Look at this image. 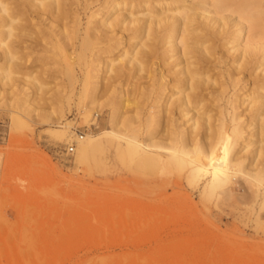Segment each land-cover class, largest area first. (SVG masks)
I'll list each match as a JSON object with an SVG mask.
<instances>
[{"label":"rangeland","instance_id":"rangeland-1","mask_svg":"<svg viewBox=\"0 0 264 264\" xmlns=\"http://www.w3.org/2000/svg\"><path fill=\"white\" fill-rule=\"evenodd\" d=\"M72 1L85 22L91 0ZM18 43L17 76L25 81L0 86V264H264V206L250 182L233 173L231 183L203 192L214 166L227 161L229 151L216 160L206 155L208 172L196 177L188 156L181 157L177 167L169 158L162 165L152 153L143 168L133 164L127 169L129 179L102 180L97 172L106 164L105 155L95 151L83 162L77 158L80 135L107 138L112 126L107 99L114 90L131 89L142 75V86L147 84V72L138 71L143 72L139 77L121 75L109 89L102 87L96 95L99 116L92 124L83 118L93 99H80L86 73L81 64L84 58L95 60V49L84 57L78 40L64 46L63 35L54 33L23 37ZM223 51L226 62L221 65L226 68L232 54ZM118 52L103 53L101 61L116 58ZM72 60L80 79L74 84L64 82L67 61ZM101 72L105 74V68ZM27 75L40 81V88L37 80L28 84ZM239 89L230 86L225 98L207 103L214 123L222 118L232 123L225 105H231L237 91L243 93ZM135 100L138 105L128 108L136 105L142 115L153 101L151 96ZM237 112V121H247V101ZM65 121L71 122L75 134L70 141L60 140L51 129ZM249 134L244 131L237 146L244 162L253 166V150L245 146ZM210 140L204 137L207 154L214 149L208 148ZM72 143L75 149L68 152ZM259 186L262 192L264 182ZM258 212L262 224L256 221Z\"/></svg>","mask_w":264,"mask_h":264},{"label":"bare ground","instance_id":"bare-ground-1","mask_svg":"<svg viewBox=\"0 0 264 264\" xmlns=\"http://www.w3.org/2000/svg\"><path fill=\"white\" fill-rule=\"evenodd\" d=\"M90 4L83 22L79 6H73L72 0H0V86L25 81L17 76L21 38L54 33L63 35L64 46L78 40L81 55L95 49L96 57L93 61L84 58L81 64L86 73L80 99H93L89 109H84L85 121L97 122L101 103L96 95L102 87L113 84L118 76L139 77L143 72L138 71L147 72L146 85L142 86V75L139 82L131 83V89L118 88L107 99L112 123L107 138L80 135L77 140L80 161L95 151L106 156L107 166L102 164L97 172L101 180L104 176L129 179L127 169L133 164L143 168L152 153L162 165L169 158L177 167L188 156L196 177L208 172L203 162L206 155L216 160L229 151L227 161L220 160L214 166L216 170L203 192L211 193L231 183L233 173L242 174L264 206V188L260 192L259 186L264 182V0H104L95 7ZM128 48H133L132 56ZM115 49L120 51L116 58L101 61L103 53ZM223 49L232 54L226 68L221 65L226 62ZM181 57L184 65L175 68ZM75 63L67 61L64 82L80 80ZM217 67L220 70L215 72ZM104 68L105 74L101 72ZM108 71L110 75H106ZM28 78L26 82L37 80ZM230 86L243 90L236 92L229 107L225 105L232 123L225 118L214 123L207 103L225 98ZM147 96L153 101L146 113L137 112L136 105L134 112L129 110L137 104L135 99ZM245 101L250 113L247 121L240 122L236 120L240 115L237 108ZM217 112L224 114L223 109ZM70 124L65 121L51 129L60 140L70 141L75 138ZM244 131L250 133L245 146L251 145L253 166L239 154L237 145ZM199 135L211 138L208 148L214 149L209 154L204 137L199 139ZM256 221L261 222L259 212Z\"/></svg>","mask_w":264,"mask_h":264},{"label":"built area","instance_id":"built-area-1","mask_svg":"<svg viewBox=\"0 0 264 264\" xmlns=\"http://www.w3.org/2000/svg\"><path fill=\"white\" fill-rule=\"evenodd\" d=\"M74 149H75V147H74L73 143L70 144V145L67 147L68 152H73Z\"/></svg>","mask_w":264,"mask_h":264}]
</instances>
